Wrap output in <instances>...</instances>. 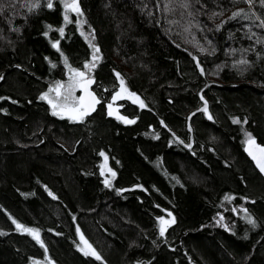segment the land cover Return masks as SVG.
Segmentation results:
<instances>
[{
    "label": "trees",
    "instance_id": "16d2710c",
    "mask_svg": "<svg viewBox=\"0 0 264 264\" xmlns=\"http://www.w3.org/2000/svg\"><path fill=\"white\" fill-rule=\"evenodd\" d=\"M78 4L99 49L80 121L41 97L93 47L60 0H0V264H264V176L246 152L249 133L264 147V3ZM119 77L144 103L120 102L134 123L108 114Z\"/></svg>",
    "mask_w": 264,
    "mask_h": 264
},
{
    "label": "snow or ice",
    "instance_id": "6c2138e0",
    "mask_svg": "<svg viewBox=\"0 0 264 264\" xmlns=\"http://www.w3.org/2000/svg\"><path fill=\"white\" fill-rule=\"evenodd\" d=\"M248 3H252V0H247ZM262 3H264V0H261ZM49 8L52 7V4L49 3L47 5ZM65 8L72 11V12H75L77 14H81L80 12V8H79V4H78V0H71V2L69 3H66L65 4ZM240 15V12H237V13H234L233 14V18H235V16H238ZM65 20L67 21L68 20V14L67 12L65 13ZM61 35H63V28L59 29L58 30ZM58 45H59V41H57L55 44H53V47H56L58 48ZM99 52V49L96 48L94 54H93V59H99L98 56H96V53ZM92 67H94L95 65H91ZM85 67H89V65H85ZM75 74V77H74V83L73 84H70L68 86L69 90H68V93L67 95L64 96L63 100V104L62 105H57L55 103H53L51 100H49L48 102L50 104H52L53 106V109H56L57 107H60L61 109V112H67V113H70V114H74L72 116L73 119H82L85 115H87L89 113L90 110H94L95 108V104L99 103V100H97L95 98V96L93 94H88L90 97H91V100L90 102L85 105L83 102H84V97H80L79 98V101L80 103L77 104L75 102V99L73 98L72 96V91L75 87H83L84 91L87 93V85L90 84L92 81L91 80H87L85 77H86V74L85 72H82V71H79V70H72ZM117 75L119 76V73H117ZM78 78V79H77ZM121 91H125L124 89V81L123 79H121ZM64 85L63 84H57L56 86V89H54V91H56L57 93V96H60L61 93H60V89L63 88ZM121 93H117V96H120ZM135 98V101H139V97H135V94H130V97L129 98ZM116 97H114L113 99H115ZM41 99H48V96L47 94H45L44 96L41 97ZM140 104H141V107H143V102L142 101H139ZM108 108H109V112L108 114L109 115H115L116 112H114L112 110V105L109 104L108 105ZM205 112H207V106L205 104V108L203 109ZM54 114H60V113H57V112H54ZM119 119H123L126 123H134V121H131V120H127L126 118L124 117H119ZM209 119H211V116H209ZM237 123H239V121H235ZM247 144H248V152H249V155L252 156L253 160L256 161L258 167L260 168V171L261 172H264V147L260 146V145H257L256 144V141L255 139L251 136V134L249 133L248 134V139H247ZM103 155V153L101 154ZM110 171V170H109ZM112 175L114 176L115 173L113 172ZM105 184L108 185V186H111L110 184V181L108 180H105ZM227 199V197H226ZM246 211V210H245ZM249 219V222L250 223H253L255 224V221L252 220L250 217H248ZM159 221H160V235L163 236L165 231H166V228L167 226H169L171 223H175V218L173 217L170 221L169 220H165L163 217H160L159 218ZM16 227L18 230H21L23 232H27L29 233L30 235L33 236L34 239H36L37 241H40V235H39V230L38 229H32V228H27L25 227L24 225H21L19 223L16 224ZM81 241L83 242V246L80 247V251L84 253V255L86 256H94L97 260H100L102 259L101 256L99 255L98 252H96V250L92 247V245L90 243H88V241L84 238L83 234H81ZM42 243V241H40Z\"/></svg>",
    "mask_w": 264,
    "mask_h": 264
},
{
    "label": "rangeland",
    "instance_id": "374dc122",
    "mask_svg": "<svg viewBox=\"0 0 264 264\" xmlns=\"http://www.w3.org/2000/svg\"><path fill=\"white\" fill-rule=\"evenodd\" d=\"M60 1L62 2L63 6H64L65 13L67 12V14H68V20L67 21L65 20V22L66 23L70 22L72 20V17H73L74 21L77 24V27H78L80 33L86 37V39L89 41V43L91 44V46L93 47V49L95 51L96 50V46L93 45V43H92L93 40L90 38V36L87 33V31H85V28H84L85 18H84V14L81 11V9H80L81 14H77V13L72 12V11H70V10L65 8V4L71 2V0H60ZM64 18H65V14H64ZM96 56L99 57V54L96 53ZM97 61H98V59H95V60L92 59V61L87 64V65H89V67H87V68L85 67L83 70L75 69L73 67L68 66L65 79L54 82L53 85L51 86V88L48 91H46V92H44L42 94V96H44L45 94H47V96H48V99H44V100H46L47 102L49 100H51L53 103H55L57 105H62L63 102H64L63 98H64L65 95H67L68 90H69L68 86L70 84L74 83L75 74H74V72L72 70H79V71L85 72V74H86L85 78L88 80L89 78H91V72H90V68L92 67L91 65H93V64L95 65ZM121 79L122 78L119 77V89L116 92V94L113 96V98L114 97H116V98L115 99L112 98L109 104L112 105V110L114 112H116V114L114 116H116L117 118H118V116L119 117H124L127 120H131L129 117H127V116H125V115H123L121 113V103L120 102L123 101V100H129V101H132V102L138 104L141 107V104H140L139 101H142V100L139 98V101H135L134 97L133 98H129L130 94H133V93L128 90V88L126 87L125 83H124L125 91L122 92L121 91V83H120ZM58 83L64 85V87L60 89V93H61L60 96H57L56 91H54V89H56V86H57ZM81 90H82V87H75L73 89V91H72V96L75 99V102L77 104L80 103L79 98L81 97ZM117 93H121V95L117 96ZM135 97H138V96L135 95ZM143 105H144V103H143ZM50 106H51L53 112L60 113V114H57L60 117H66V118H69L71 120H76V121H80V120H82L85 117L84 116L82 119H79V118L73 119L72 116L74 114H70V113H67V112H61L60 107H57L56 109H53L52 104H50ZM120 120L124 121L123 119H120ZM131 121H133V120H131ZM247 139H248V134H247ZM102 153H103V155H101L102 157H101V163H100V171H101V174L103 175L104 180L110 181V184L112 185V183H113V181H114V179L116 177V173L111 168V166L109 164V160H108L107 154L104 151ZM113 172L115 173L114 176L112 175ZM162 217L165 220H169L170 221L174 216H173V214L170 211H166L165 215L162 216ZM158 221H159V219H158ZM159 226H160V221H159ZM169 226H167V228ZM81 234L82 233L79 231V239H80V243L78 245L79 250H80V247L83 246V242L81 241ZM40 241H42L41 237H40ZM40 241H38V243H40L41 245H44L43 241H42V243ZM32 264H54V262L50 259V257L47 256L45 259H35Z\"/></svg>",
    "mask_w": 264,
    "mask_h": 264
},
{
    "label": "water",
    "instance_id": "95a60500",
    "mask_svg": "<svg viewBox=\"0 0 264 264\" xmlns=\"http://www.w3.org/2000/svg\"><path fill=\"white\" fill-rule=\"evenodd\" d=\"M88 80H91L92 82H91L90 84L87 85V93L84 91L83 87H82V90H81V97H84V102H83V103H84L85 105H87V104L90 102V100H91V97L88 95L89 93H90V94H93V95L95 96V98H96L97 100H99L98 95L96 94L95 90L93 89V86H94V83H95V78L91 77V78H89ZM97 105H98V103L95 104V108H94V110H90L89 113H88L87 115L93 113V112L95 111ZM85 116H86V115H85ZM256 144L259 145L257 142H256ZM260 146H261V145H260ZM262 147H263V146H262ZM247 149H248V144L246 145V152H247L248 156L252 158V156L249 155V152H248ZM252 159H253V158H252ZM253 162H254L255 166L257 167V169L259 170V172L264 176V172H261V171H260V168L258 167L256 161L253 160ZM54 264H56V263H54Z\"/></svg>",
    "mask_w": 264,
    "mask_h": 264
}]
</instances>
